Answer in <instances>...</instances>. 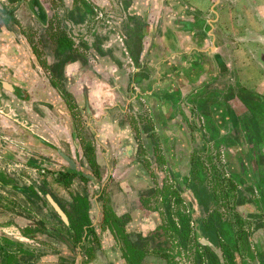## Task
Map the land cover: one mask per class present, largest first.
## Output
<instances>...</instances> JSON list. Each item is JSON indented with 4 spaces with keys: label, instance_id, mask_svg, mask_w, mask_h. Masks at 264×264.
Listing matches in <instances>:
<instances>
[{
    "label": "crops",
    "instance_id": "obj_1",
    "mask_svg": "<svg viewBox=\"0 0 264 264\" xmlns=\"http://www.w3.org/2000/svg\"><path fill=\"white\" fill-rule=\"evenodd\" d=\"M255 92L264 0H0V264H180L194 239L200 264L234 263L210 153L255 183L231 215L264 264Z\"/></svg>",
    "mask_w": 264,
    "mask_h": 264
},
{
    "label": "rangeland",
    "instance_id": "obj_2",
    "mask_svg": "<svg viewBox=\"0 0 264 264\" xmlns=\"http://www.w3.org/2000/svg\"><path fill=\"white\" fill-rule=\"evenodd\" d=\"M236 91H239L238 89H234ZM241 90V88H240ZM243 90V89H242ZM255 96L256 98L250 100L249 102L244 100V96L242 97L243 100V105L245 107H243L242 109L245 111L242 115V121L244 124L248 125V126H252L255 129L258 127L261 128L264 126V104H263V100L264 97L262 95H260L259 93L255 92ZM249 111V113H248ZM260 125V126H259ZM210 155L212 157H214V159L216 160V171H219V173L222 175V177H225V179L222 182H219V186L218 187H213L211 186L210 190L213 189V191H215L216 195H219L220 199L219 201L222 202L223 200L226 203V206L224 208H221V212L223 213V217L225 218V220H230L232 219V223H234V229L238 230V250L237 253L239 254L238 256L233 258V262H227L226 264H237V260L238 263L240 261L241 264H258V258L257 256H255L252 253V248L250 249V245H251V241L249 238V234L250 232L253 231V227H254V223H255V219H251L248 216H237V215H231V208H233L232 206H235V214H239V208H238V204L237 201L239 199H241L243 196H245L247 199H254L255 193L253 191L254 188V184L251 185V182L249 183V189L247 190L248 186H242L240 185L238 182H233V179H230V175H231V169L229 167V161L227 160V158L223 157H215V155L213 153H210ZM231 166V165H230ZM214 170V171H215ZM209 181H210V185L213 182V178H216L213 171L210 172L209 174ZM212 180V181H211ZM254 182V181H253ZM208 184V185H209ZM256 188V187H255ZM224 203V204H225ZM237 205V206H236ZM228 206V207H227ZM231 228V227H230ZM226 229L228 230V224ZM227 237H231L232 238V234H228V232L226 233V238ZM189 243V242H188ZM250 243V245H249ZM204 250L203 248L198 247V245L196 244V241L194 239L193 242H191L186 249L184 250H180L179 252V261L180 264H200L197 263L198 258H197V254L198 252ZM252 253V254H251ZM254 255V256H253ZM227 260V259H226ZM173 261V258H172ZM204 264V263H203Z\"/></svg>",
    "mask_w": 264,
    "mask_h": 264
},
{
    "label": "water",
    "instance_id": "obj_3",
    "mask_svg": "<svg viewBox=\"0 0 264 264\" xmlns=\"http://www.w3.org/2000/svg\"><path fill=\"white\" fill-rule=\"evenodd\" d=\"M23 2V1H22ZM33 13L36 14V16H38L39 18H41L42 20H45L46 18H43L44 16H46V9L44 7L41 6V8L37 7L33 10ZM15 127L19 128V126H17V124L15 125ZM17 130H19L21 132V134H23L24 136L29 137L30 134H29V130L23 128L20 126V128ZM64 159L66 160V164L67 165V168H70L72 170H79L77 169V167L75 166L74 162L72 159L70 158H67L66 156H64ZM77 165V164H76ZM78 166V165H77ZM79 167V166H78ZM88 172H85L84 171V168H80L79 172H82L85 176L89 177V178H93V176L90 174L89 170H87ZM51 204L54 206V208L56 209V211L59 213V215L63 218V220L66 221V216L65 214L62 212L61 209L58 208V206L53 202L51 201Z\"/></svg>",
    "mask_w": 264,
    "mask_h": 264
},
{
    "label": "flooded vegetation",
    "instance_id": "obj_4",
    "mask_svg": "<svg viewBox=\"0 0 264 264\" xmlns=\"http://www.w3.org/2000/svg\"><path fill=\"white\" fill-rule=\"evenodd\" d=\"M224 201V200H223ZM236 204H238V201H237V203ZM237 206V205H236ZM233 207V209L235 208V206H232ZM235 210V209H234ZM231 227V228H230ZM238 233H239V231L238 230H236V229H234V226L232 225V224H228V234H232V238L231 237H225L226 239H225V241H221V244H220V246H221V248L225 251V252H227V248H229V249H231V251L234 249V248H236V250H238L239 248H238ZM225 236H226V233H225ZM199 247V246H198ZM197 256H198V254H197ZM236 257V256H235ZM197 263H199V261H197Z\"/></svg>",
    "mask_w": 264,
    "mask_h": 264
},
{
    "label": "trees",
    "instance_id": "obj_5",
    "mask_svg": "<svg viewBox=\"0 0 264 264\" xmlns=\"http://www.w3.org/2000/svg\"><path fill=\"white\" fill-rule=\"evenodd\" d=\"M68 172H74V170L68 168L66 173H68Z\"/></svg>",
    "mask_w": 264,
    "mask_h": 264
}]
</instances>
